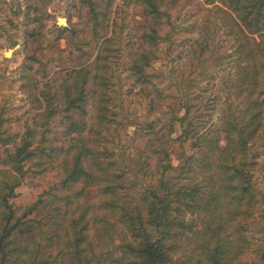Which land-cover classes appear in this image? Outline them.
<instances>
[{
	"label": "trees",
	"instance_id": "obj_1",
	"mask_svg": "<svg viewBox=\"0 0 264 264\" xmlns=\"http://www.w3.org/2000/svg\"><path fill=\"white\" fill-rule=\"evenodd\" d=\"M80 1L89 8L94 37L104 39L94 59L68 72L57 91H52L49 85L39 92L35 86L27 89L44 107L38 113L44 129L34 145L35 129L27 127L19 143L14 149H7L2 158L11 168L0 170L3 171L0 178V264H247L243 257L252 246L242 231L244 220L258 201L248 156L250 143L264 124V0H207L214 3L228 33L234 37L238 53L236 97L235 100L227 97L222 108L220 129L225 132V145L220 144L218 132L213 137L197 134L188 103L181 115L177 106L172 107L169 127L158 120L144 123L131 120L129 115L123 120V128L135 124L136 133L148 136L143 140L150 152L141 148L137 158L131 157L134 167L141 170L143 158L152 153L160 171L157 180L146 184L142 191L114 157L116 152L105 142L101 145L103 131L109 129L111 119L110 57L115 29L108 34L113 0ZM141 1L144 12L152 18L149 30H144L142 36L145 43L156 46L162 37L160 29L166 14L163 9L166 0ZM167 1L175 4L179 0ZM32 5V9L38 10V2ZM31 19L41 21L42 16L37 13ZM63 28L72 37L77 30L69 24ZM37 31L36 27L30 28L29 35ZM210 32L205 25L203 36L196 38L192 45L187 66L193 69L198 64L204 66V61L210 57L206 53L212 50ZM154 55L152 48L145 47L132 52L127 66L129 76L136 81H149L148 66ZM29 57L35 58L33 54ZM184 74L187 80L181 83L189 87L192 76ZM62 104L66 112L65 137L59 143L51 142L55 139L51 137V126ZM72 111H79L83 116L76 119ZM2 120L0 112V124ZM176 120L180 121L182 130L174 137ZM0 139L7 140L1 134ZM189 139L193 140L194 151L185 159L184 154L181 155L179 163L174 164L173 142L183 147ZM36 157H40L37 164L45 163V169L56 170L58 177L52 183L55 191L53 197L39 196L20 211L12 198L29 171L26 162ZM198 161L203 162L207 170L215 166L207 180V185H211L208 194L189 174ZM95 182L108 194V200L102 204L83 196L85 189ZM44 202L51 203L53 208L50 225L33 215ZM200 206L208 210L210 216L204 228L196 230V219L187 217L186 213ZM110 215H115L131 236L122 243L124 253L121 255H115L109 248L113 242ZM30 220L38 226L36 235L23 236L19 231ZM188 232L200 237L198 243L202 252L196 257L174 258L181 239ZM254 253L259 259L257 264H264V242Z\"/></svg>",
	"mask_w": 264,
	"mask_h": 264
},
{
	"label": "rangeland",
	"instance_id": "obj_2",
	"mask_svg": "<svg viewBox=\"0 0 264 264\" xmlns=\"http://www.w3.org/2000/svg\"><path fill=\"white\" fill-rule=\"evenodd\" d=\"M36 2L39 4L38 10L31 8ZM163 9L166 14L161 23L162 37L156 46H152L145 43L142 36L144 30H149L152 18L144 12L141 0H113L111 8L108 35L115 29L114 49L110 57L113 79L110 88L111 119L108 120L109 129L103 131L101 145L105 142L116 152L114 157L126 168L127 176L137 183L139 191L149 182H155L160 171L152 153L143 158L141 170L134 167L135 162L131 157L137 158L141 148L150 152L149 145L144 141L148 136L142 132L136 133L135 124L123 128L125 117L129 115L131 120L143 123L158 120L169 127L172 107L177 106L181 115L188 103L191 104L190 116L197 134L213 137L218 132L220 144L225 145V132L220 129L222 108L227 97L235 100L237 91L236 41L221 21L214 3L207 0H179L171 4L166 0ZM37 13L41 14V21H32L31 16ZM61 16L67 17L69 27L75 26L77 29L73 37L63 28L66 25L58 23ZM113 19L116 23H113ZM205 25L212 31L209 34L212 36V50L206 53L210 57L204 61V66L198 64L193 69L187 66V62L195 39L204 34ZM33 27L37 28V34L29 35V29ZM92 30L89 8L80 0H0V112L3 116L0 134L7 138L0 139V170L11 168V165L2 162V158L7 149H14L19 143L20 135L27 127L35 129L32 135L34 145L44 129V124L40 122L41 116L38 115L44 107L27 89L35 86L36 92H39L49 85L52 91H57L59 83L68 72L91 62L104 39L95 38ZM140 47L155 51L154 59L148 66L151 76L145 82L130 77L127 69L131 53ZM8 48H13L10 56L5 54ZM31 54L35 58L29 57ZM183 73L185 76L191 74L193 86L186 87L181 83L187 80ZM60 106L62 110L51 126V137L55 138L51 142L59 143L65 137L66 112L63 104ZM72 113L76 119L83 116L79 111ZM90 117L91 114L88 115ZM174 129L172 136L177 137L182 130L179 120L175 121ZM193 151L192 139L185 141L183 147L178 142H173V163L178 164L181 155L184 154L185 159ZM248 158L252 162L250 167L258 201L250 216L244 220L242 234L250 239L252 249L243 260H247V264H257L259 259L254 250L264 242V124L250 143ZM39 159L40 157H36L26 162L29 171L16 187L17 194L12 201L20 211L39 196L44 199L53 197L55 190L52 183L58 177L57 172L51 168L45 169V163L37 164ZM129 164L131 166L126 167ZM194 164L189 174L203 186L204 193L208 194L211 185H207V180L215 166L207 170L201 161ZM2 172L0 171V178L3 176ZM79 187L80 184H77L76 188ZM83 196L97 204L108 200V194L96 182L85 189ZM52 213L51 203L44 202L33 215L41 217L46 225H50ZM186 216L195 218V228L200 230L204 228L210 212L200 206L195 207L193 212H187ZM108 218L113 225V242L109 248L115 255H121L124 253L122 243L131 236L115 215ZM37 227L35 221L30 220L19 232L23 236H35ZM197 237L195 233L188 232L181 239L174 258L186 259L199 255L202 250L198 243L200 237Z\"/></svg>",
	"mask_w": 264,
	"mask_h": 264
},
{
	"label": "water",
	"instance_id": "obj_3",
	"mask_svg": "<svg viewBox=\"0 0 264 264\" xmlns=\"http://www.w3.org/2000/svg\"><path fill=\"white\" fill-rule=\"evenodd\" d=\"M58 23L59 24H63V25H68L69 22L67 21V17H64V16H61L59 17L58 19ZM12 51H13V48H8L6 51H5V54L7 56H10L12 54Z\"/></svg>",
	"mask_w": 264,
	"mask_h": 264
}]
</instances>
